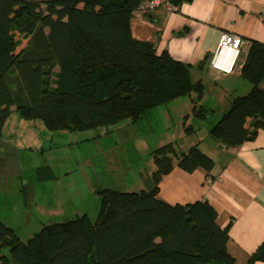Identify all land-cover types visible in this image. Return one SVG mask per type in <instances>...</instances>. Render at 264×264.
Listing matches in <instances>:
<instances>
[{
    "label": "trees",
    "instance_id": "16d2710c",
    "mask_svg": "<svg viewBox=\"0 0 264 264\" xmlns=\"http://www.w3.org/2000/svg\"><path fill=\"white\" fill-rule=\"evenodd\" d=\"M143 2L0 0V136L13 111L50 130L83 131L137 122L192 95L193 115L206 119L205 85L193 81L190 65L132 36L130 21ZM250 44L241 69L250 90L233 97L209 130L227 147L264 131V44ZM151 154L152 187L99 190L96 221L82 215L48 224L26 242L0 221V264H234L228 230L208 201L171 205L158 197L163 176L175 167L209 174L214 160L198 145L180 152L168 143ZM257 261H264V242L247 264Z\"/></svg>",
    "mask_w": 264,
    "mask_h": 264
},
{
    "label": "crops",
    "instance_id": "0c3cea01",
    "mask_svg": "<svg viewBox=\"0 0 264 264\" xmlns=\"http://www.w3.org/2000/svg\"><path fill=\"white\" fill-rule=\"evenodd\" d=\"M177 6L176 11L164 7L147 12L137 9L130 28L135 39L153 42L159 53L167 50L175 59L189 64L193 81L204 83L200 103L209 110L206 119L193 115L194 95L166 104L182 101L184 114L188 112L180 130L182 135H173L169 143H174L180 152L198 145L215 165L209 174L203 169L189 173L175 167L163 176L158 197L171 205L208 201L217 212L218 225L228 230V250L235 258L234 264H247L264 242V131L237 147H227L210 136L212 125L208 118L211 113L220 119L233 97L249 92L250 83L241 77L249 48L243 47L233 74L214 70L210 59L224 33L235 34L245 42L264 44V0H193ZM224 82L231 84L224 86ZM186 127H190L189 133Z\"/></svg>",
    "mask_w": 264,
    "mask_h": 264
},
{
    "label": "rangeland",
    "instance_id": "374dc122",
    "mask_svg": "<svg viewBox=\"0 0 264 264\" xmlns=\"http://www.w3.org/2000/svg\"><path fill=\"white\" fill-rule=\"evenodd\" d=\"M179 102L137 122L83 131L50 130L13 111L0 136V221L26 242L48 224L85 214L96 221L101 188L148 190L147 177L156 170L151 152L182 135L188 112ZM216 117L210 113L208 123L216 124Z\"/></svg>",
    "mask_w": 264,
    "mask_h": 264
},
{
    "label": "built area",
    "instance_id": "2783aa9c",
    "mask_svg": "<svg viewBox=\"0 0 264 264\" xmlns=\"http://www.w3.org/2000/svg\"><path fill=\"white\" fill-rule=\"evenodd\" d=\"M161 7L170 11H176L178 9V6L169 0H148L146 3H143L138 10L147 12L154 11ZM250 45V42H245L241 37L235 34L224 33L216 51L211 56L210 66L223 74H233L238 64L239 57L243 53V47L249 48Z\"/></svg>",
    "mask_w": 264,
    "mask_h": 264
}]
</instances>
